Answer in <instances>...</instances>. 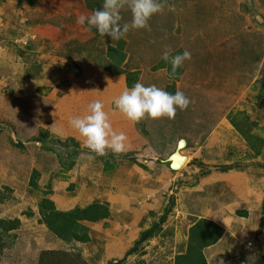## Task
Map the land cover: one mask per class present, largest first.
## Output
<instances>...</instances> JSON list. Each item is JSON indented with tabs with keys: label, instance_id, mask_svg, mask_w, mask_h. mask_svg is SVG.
Listing matches in <instances>:
<instances>
[{
	"label": "rangeland",
	"instance_id": "rangeland-1",
	"mask_svg": "<svg viewBox=\"0 0 264 264\" xmlns=\"http://www.w3.org/2000/svg\"><path fill=\"white\" fill-rule=\"evenodd\" d=\"M14 3L20 7L19 11H27L32 25L52 26L47 34L49 41L41 46L50 53L53 65L60 64L58 69L54 66L55 73L70 77L74 73L72 65L79 67L75 76L79 80L84 78L86 98L82 92L77 95L75 117L80 118L75 120L77 128L73 126V132L88 138L92 128L100 134L111 129L121 136L124 144H131L133 136L130 138L129 134L134 133V122L144 121L161 147L167 148L176 137V145L173 143L169 151H159V156L153 157L166 163L171 175L179 180L169 178V194H163L161 205L149 212L151 222L147 229L140 230L135 237L134 224L130 231L120 232L111 229L109 224H116L114 221L104 222L101 229L87 223L84 233L89 242L75 246L74 242L54 238L40 223L37 199L28 188V166L20 163L25 155L10 142L0 141L4 148L0 147V194L3 188L9 190L0 202V219L16 218L21 222L17 230L1 234L0 264H173L175 256L186 250L187 227L196 217L185 213L196 204L204 216L223 222L220 223L225 228L218 244L204 249L207 264H264V0H14ZM22 27L16 28L21 30L18 39L28 34L26 26ZM0 40L4 42V38ZM117 42L124 43L122 52L126 58L121 65L123 74L117 75L113 84L102 67L110 64L107 48ZM25 43L20 41L14 47L29 49L30 45ZM163 59L167 60L166 68L159 69ZM68 60L75 62L70 65ZM87 63L95 70L93 75L84 71ZM130 72L139 74L132 88L137 87V93L133 92L122 103L114 102L112 112L107 107L112 106L110 102L115 101V96L125 93L121 81L124 84L125 74ZM104 95L107 96L103 98ZM161 98L168 104L158 103ZM134 103L138 106L136 110ZM233 117L249 123L252 134L259 139L253 142L256 147H251L253 152L232 127L229 132L220 129V123L228 127ZM216 129L220 130V141L225 145L224 157L217 159V163L236 167L229 174L214 170L218 164L204 165L202 158H193L201 157L208 134ZM5 136L0 133L1 139ZM36 141L44 143L55 153L57 163L65 167L59 157L65 146L51 144L52 141L45 144L42 137ZM65 145L69 146L68 141ZM126 151L120 157L125 158L123 162L134 161L137 153ZM81 153L84 154L74 148L75 156ZM174 153L186 157L185 165L177 171L170 168L169 158ZM85 154L92 160L110 157L102 151L90 150ZM8 157L16 163L11 167L15 174L8 172ZM221 174L225 177H217ZM234 181L239 183L237 194L246 188L250 192L246 218L234 215L232 208L223 214L220 206L222 200L233 196L227 190ZM178 194H192L195 199L191 200L196 203L190 201L185 207L184 201L179 203ZM206 208L211 211L208 213ZM129 217L128 213L124 220ZM138 226L143 228L140 223ZM150 228L152 236L135 247L140 234ZM78 233L83 235L81 230ZM115 241L123 244L107 256L110 260H105L104 245ZM91 252L97 260L87 256Z\"/></svg>",
	"mask_w": 264,
	"mask_h": 264
},
{
	"label": "crops",
	"instance_id": "crops-1",
	"mask_svg": "<svg viewBox=\"0 0 264 264\" xmlns=\"http://www.w3.org/2000/svg\"><path fill=\"white\" fill-rule=\"evenodd\" d=\"M2 2H0V39L4 38V42L0 40V133L3 132L6 136L3 139L0 138V141H3V144L10 142L13 148L25 155L24 160L20 163L23 166H28V172H26L28 184L31 171H36L39 174L38 190L32 191V197L37 199L36 208L43 198V192L48 191L47 198L54 203L58 211L66 212L74 208H84L93 202H100L109 207L110 216L104 221L91 225L101 229L104 222L111 223L114 221L116 224H109L111 229L121 232L130 231L134 224L135 237L140 230L147 229L149 220L151 222L149 218L151 213L149 212L161 205L164 198L163 194L171 188L169 178H173L175 182L179 180L171 175L172 172L166 163L153 157L154 155L159 156V151L164 153L169 151L171 145L176 142V137L171 139L170 146L161 147L157 144L159 140L153 138L150 131L146 129L144 121L134 122V129H132L134 133L129 134L130 138L133 136L131 144H124L121 141V136H117V132L111 129L100 134L95 128H92L91 136L88 138L84 134L74 133V128H77L75 120L80 118V115L75 117V113H78L76 107L79 104L77 95L82 92L84 96L85 93L84 78L79 80V77L75 76L79 67L72 65L71 71L74 73L70 77L69 75L64 76L62 73H55V69L60 64L53 65L54 61L50 60L52 58L50 53L41 46L44 41H49L48 38L50 37L47 34H49L48 31L51 32L50 27L52 26L40 23L32 25L28 19L30 17L26 14L27 11L23 12V9L19 11L20 7H15L14 0ZM22 25L26 26L24 29L28 33L26 35L28 42L26 36L18 39L20 37L18 31H21ZM16 28L20 29L16 31ZM20 41H25L30 45V48L14 47L15 44H20ZM48 60H50L49 63L44 64ZM73 62L75 61L68 60L70 65ZM94 66L99 67L97 64ZM102 69L107 72V76L113 79L112 83L114 84V80L118 76L114 73L112 66L103 64ZM94 72L95 70H91L88 73L93 75ZM75 83H79V85H75ZM123 86H125V93L115 96V101L111 100L110 102L112 106L107 107L112 112L114 102L122 103L128 100L133 92L137 93L138 88L136 87V90L127 89L125 81L124 84L121 81V87L123 88ZM106 96L104 95L103 98ZM84 98L86 97L84 96ZM158 103L168 104L163 98L158 100ZM135 108L138 109V106L134 103ZM135 118L134 116V120ZM230 125L227 127L224 123H220V129L229 132L232 127ZM73 126L74 128H72ZM140 126H142L141 129L145 128V130L142 131ZM218 129L208 134L201 150V157L193 156L194 159L198 160L202 158L204 165H227L225 162L217 163V159L224 157L225 151V145L220 141L222 135ZM39 137L46 139L45 144L47 141H52L51 144L61 143L65 146L64 149L66 150L59 154L60 159L64 160V168L57 163L55 153L52 154V151L47 149L44 143L40 144L36 141L39 140ZM66 141H68V147L65 145ZM183 143L185 144V142ZM174 144L176 145V143ZM75 146L84 154H76L75 156L73 152L69 153L70 149L74 150ZM0 147L4 149L1 143ZM2 149L0 148V150ZM90 150L98 153L102 151L105 156L109 154L110 157L109 159L92 160L90 156H85V151ZM126 150H134V153H137L134 154L136 156L134 161L129 159V162L125 163L123 162L125 158L112 156L114 153L128 152ZM2 155L4 156V152ZM9 157L7 159L8 172L15 174V169H11V167L15 166L16 163H13ZM107 163L110 168L106 167L105 164ZM62 169L64 172L60 173ZM233 171H229L227 174ZM225 174L217 177H225ZM238 184L234 181L231 188L229 187L227 190L229 193H233V196L229 200L221 201L220 206L224 210L223 214L231 208L235 212L234 215L237 211H248V203L251 202L250 192L246 188V191L243 190L237 194ZM179 196L180 194H178V198ZM193 198L192 194L185 195L180 196L178 201L179 203L184 201L186 207V204L188 205V202L192 201ZM195 203L193 200L192 204ZM195 206L197 207H189L185 213L196 217L187 227V236L190 226L199 219L212 221L221 226L225 232L224 226L221 225L223 222L204 216L202 209L197 204ZM206 209L208 213L211 211L210 208ZM128 213L130 214L129 219L124 220L128 217ZM241 218H246V216ZM139 223L143 225L142 229H139ZM130 234L132 233H128V235ZM218 241L205 249L215 247ZM116 242H106L102 258L110 260L107 256H110L116 247L123 244L122 241ZM78 244L84 245V243L75 242V246ZM87 256H94V259L97 260L96 254L92 252Z\"/></svg>",
	"mask_w": 264,
	"mask_h": 264
},
{
	"label": "trees",
	"instance_id": "trees-1",
	"mask_svg": "<svg viewBox=\"0 0 264 264\" xmlns=\"http://www.w3.org/2000/svg\"><path fill=\"white\" fill-rule=\"evenodd\" d=\"M87 6L90 7V5ZM123 47L124 43L117 42L114 47L109 46L106 51V57L110 61V65L112 66V69L116 75L123 74L121 65L126 58L124 53L122 52ZM165 62H167L166 59H163L161 61V63L159 64V69L166 68ZM92 68L93 67L88 64L87 69H84V71L86 70L87 72H89L92 70ZM125 75L127 89H132L135 86V82L139 74L136 72H130ZM177 78L178 77H176V79ZM239 117L241 116L239 115ZM242 119L245 120L244 117H242ZM230 124L245 141L248 149L253 152L254 149H251V147L256 148L253 142H259V139L252 134L251 128L248 125L249 123L245 124V121L241 122L233 117L230 120ZM260 143L262 144L263 142L260 141ZM71 152H73L72 149H70L69 153ZM256 154H258V152ZM112 156L124 157L119 153H114ZM106 167L110 168V166ZM232 169H236V167H234L232 164L214 167V170H218L220 173H226L227 171H230ZM38 177L39 174L36 171H31L28 184L30 190H38ZM4 192H9V190L7 188L2 189V192L0 194V202L5 198ZM48 195L49 191L43 192V198H41L40 202L37 205V213L40 217L39 221L44 225L46 230L54 236V238L61 241L67 240L74 243H88L90 239L84 233V225L87 223H98L100 221L108 219L110 216L109 207L106 204L100 202H93L92 204L84 208H74L66 212L58 211L55 208L54 203L47 198ZM236 214L239 217H245L246 211H237ZM20 225L21 222L16 218L11 220L0 219V238L1 234H8L10 232H13L17 230ZM152 228L140 234L138 241L135 243V247L152 236ZM79 230H81V232L83 231V235H79ZM223 233L224 229L218 224L206 219L197 220L188 229L185 252L183 254L176 255L173 264H207L205 256L203 254L204 249L214 245L218 240H220Z\"/></svg>",
	"mask_w": 264,
	"mask_h": 264
},
{
	"label": "water",
	"instance_id": "water-1",
	"mask_svg": "<svg viewBox=\"0 0 264 264\" xmlns=\"http://www.w3.org/2000/svg\"><path fill=\"white\" fill-rule=\"evenodd\" d=\"M170 168L173 171L180 170L186 162V157L180 155L179 153H174L170 158Z\"/></svg>",
	"mask_w": 264,
	"mask_h": 264
},
{
	"label": "clouds",
	"instance_id": "clouds-1",
	"mask_svg": "<svg viewBox=\"0 0 264 264\" xmlns=\"http://www.w3.org/2000/svg\"><path fill=\"white\" fill-rule=\"evenodd\" d=\"M24 45H26V43Z\"/></svg>",
	"mask_w": 264,
	"mask_h": 264
}]
</instances>
